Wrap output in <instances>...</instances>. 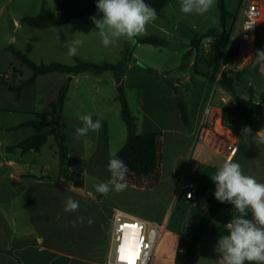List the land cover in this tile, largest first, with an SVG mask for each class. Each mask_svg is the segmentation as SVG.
<instances>
[{"label": "rangeland", "instance_id": "obj_1", "mask_svg": "<svg viewBox=\"0 0 264 264\" xmlns=\"http://www.w3.org/2000/svg\"><path fill=\"white\" fill-rule=\"evenodd\" d=\"M145 1L156 3L159 10L157 18L146 26V33L135 37V42L121 37L115 44L105 47L101 43L98 30L90 20L93 15L75 19L62 27L40 31L21 24V20L25 17H36L41 6L56 12L58 0H0V6H5L0 22V26L4 25L3 41L7 43L10 40V46L24 52L23 54L35 64L60 63L74 66L75 59L79 58L99 65L104 63L115 65L122 59L127 49H132L134 54L132 60L139 61L145 67L135 66L134 70L126 68L120 73L119 85L116 84L115 75L111 71H106L102 75L89 72L81 76L80 84L73 89V92L80 95L79 99L84 103L83 108L73 104L67 106L62 112L64 125L60 131L66 140L67 153L70 155L67 159L69 170L65 171L66 175L71 176L72 184L85 185L87 193L84 197L72 195V198L79 202V209L76 212H65L67 198L57 193L49 201L41 200L39 204L34 203L33 215H28L23 221L14 217L12 220L15 221L14 225L7 228L8 237L24 236L34 229V234H39L47 241H64L71 249L82 247L86 245L91 234H94L95 219L103 216L106 207H109L112 216L116 211H121L135 217L143 216L165 228L160 251L151 259L150 264H176L172 255L165 251V242L170 237L167 232L193 237L209 208L208 191L215 192L216 185L210 177H199L192 201L186 199L185 193L176 192L181 158L190 150H194L196 140L194 137L192 139L181 137L179 140L177 132L182 128L181 113L176 109L171 98L165 99L166 91L160 86L156 74L147 71L151 68H159L162 75L167 74L171 79L184 74L179 70V66L188 50L190 32L202 33L216 27L220 13L217 0L215 7L203 16L183 14L180 11V0ZM227 1L236 5L239 2V0ZM94 15L97 18L102 17V13ZM15 20H18L20 27H16ZM215 34L218 33L209 36L214 41ZM148 36L165 39L169 45L165 47L137 45V39ZM74 39L81 40L82 44L77 55L69 57V43ZM213 53L216 54L214 63L218 77L221 66L226 61L222 51ZM200 54L202 57L210 56V53L204 51ZM10 57L11 60L7 59V62L20 70L24 79L32 76V72L17 58ZM9 64L8 72L11 70ZM12 73L14 74V71ZM189 73L194 75L192 68ZM55 84V81L44 82L41 86L42 92L54 88ZM119 87L122 88L130 110L136 118V134L158 133L160 169L147 178H137L128 171L126 177L128 187L125 191L120 193L112 191L102 195L95 190V185L110 178L109 160L124 146L127 138L126 126L121 118ZM180 93L182 94L183 91L180 90ZM40 95L41 93H38L39 97ZM92 102L95 103L96 108L92 107ZM84 114H91L92 118L97 117L102 123L99 133L91 132L96 138L93 139L89 135V140L93 141V144L95 142V149L87 147L86 150L83 147V137L76 135V128L82 126L79 117ZM18 116L22 121L34 120L45 124L51 122V116L41 105H36L35 114L32 111H24ZM46 128L22 129L18 131L17 138L22 140L29 134H38ZM245 135L249 134L241 136V153H247L246 162H250L247 163L248 169L253 170L254 156L246 150L244 141L249 136ZM58 152L57 142L54 137H49V142L42 147L40 154L49 161L50 166L55 167L59 163ZM215 164L218 169L219 165ZM89 220L92 221L91 224ZM73 221L76 222L75 226ZM208 237L210 240L213 239V232Z\"/></svg>", "mask_w": 264, "mask_h": 264}, {"label": "crops", "instance_id": "obj_2", "mask_svg": "<svg viewBox=\"0 0 264 264\" xmlns=\"http://www.w3.org/2000/svg\"><path fill=\"white\" fill-rule=\"evenodd\" d=\"M244 2L245 0H239L236 5L224 0L226 10L230 14L227 26L230 40L239 44L243 52H245V54L242 53L241 56L229 64L226 69L227 75H225L233 79L236 94L240 98L260 103L264 108V63H255L256 51L264 49V0H258L262 8V20L258 26L255 45L245 44L241 41L239 18ZM32 7L34 9V3ZM43 7L41 6L40 11ZM4 9L5 6H0V22ZM15 25L16 27L21 26L18 20H15ZM49 29L40 31H48ZM218 29L219 23L216 27L209 28L202 33L191 31L190 41L193 34L201 36L211 30ZM3 33L4 25L0 26V264H107V252L112 233V214L109 211V207H106L101 218L95 219L94 234H91L86 245H82V247L71 249L69 244H65L64 241H47L46 238L41 237L39 234H34V229L30 234L24 236H7V228L10 225H14L15 221L12 222L14 217L23 221L28 215L34 214V203L39 204L41 200L49 201L54 198L55 193L61 195V197L68 198L72 197V195L84 197L87 192L85 185L72 184L71 176H62L60 163L55 167L50 166L49 161L40 154L42 148L39 153L34 151L24 153L18 148L8 150V147L14 146L34 135L29 134L22 140L17 138L18 131L25 129H18V126L29 122L22 121L18 116L20 113L32 111L35 114L36 105H41L46 113L51 116V122L47 123V128L54 126V118L50 114V104L57 100L63 86L68 85L69 90L62 112L67 106L72 104L78 108H83L84 103L79 99L80 95H76L73 92V89L80 84L83 74L72 77L57 73L39 76L33 87L23 88L20 96L16 98L15 93L11 89L16 88L21 81H25L30 77L24 79L20 70H17L12 63L9 64L7 62V59L11 58L10 56L16 57L8 50L10 40L7 43L3 41ZM165 41L169 45V42ZM137 45L139 44L137 43ZM189 48L190 42L188 50ZM196 55L195 52L192 54L184 69L181 70L179 68L184 74L176 76L174 79H171L167 74L162 75L159 68H151L148 69L150 71H147L156 74L155 76L159 80L160 86L166 91L165 99L171 98L177 110H179V101L184 104L185 120L181 116L182 128L177 132V135L180 138L179 140H181V137L185 139L194 137L196 144L194 150H190L185 156H182L181 162L188 156L192 157L197 168L194 177L197 182L199 177L207 178L215 174L217 170L215 163L220 166L231 157L233 162L238 160L237 163L240 164L244 175L255 178L259 183H264V129L258 133H233L230 129L222 126L221 116L223 108L226 106H237L234 95L217 82L215 56L207 59L199 56L197 59ZM133 58L134 54L128 61L124 62L122 71L126 70V68L134 70L135 66L141 68L140 65L132 60ZM8 64L11 65L9 72L7 71ZM191 68L194 75L189 73ZM234 70L237 71L235 72ZM13 71H15V74L12 73ZM49 81L56 82L54 88L45 89L42 92V84ZM180 90L183 91L182 94ZM38 93H41L40 97ZM208 106L210 113L205 119L204 126H200ZM92 107L96 108L94 102H92ZM92 119L95 121L98 118L93 117ZM73 120L76 119L73 118ZM77 120L79 119L77 118ZM91 132L89 131L86 136H83V147L86 150L87 147H94L95 149V142L93 144V141L89 140V135L93 139L96 138ZM243 134H249L245 135L249 136V138L244 141V145L247 146L246 150L254 156L255 164L253 170L251 168L248 169L247 163L250 162H246L248 159L247 153H241L240 140ZM229 147H236L233 154H231L232 150ZM68 157L70 158V155ZM85 158L87 159L88 157L86 156ZM68 162L69 160L64 164L65 171L69 170ZM11 175H14L17 180H12L10 178ZM224 204L227 207L217 214L198 244L194 264H216L219 259V254L214 252V248L217 246L220 237L228 234L226 228L223 230V227L225 223L227 224L232 219L234 212L231 204ZM123 213L129 215L125 212ZM136 217L150 222L143 216ZM211 232H213L214 238L210 240L208 236H210ZM167 233L170 237L165 242V251L172 255L175 261L179 251L180 239L190 237L177 232L169 231ZM161 244L160 241L155 256L159 253ZM245 264H248V262H245Z\"/></svg>", "mask_w": 264, "mask_h": 264}, {"label": "trees", "instance_id": "obj_3", "mask_svg": "<svg viewBox=\"0 0 264 264\" xmlns=\"http://www.w3.org/2000/svg\"><path fill=\"white\" fill-rule=\"evenodd\" d=\"M159 12L158 7L153 2L145 1ZM219 29L211 30L204 35L195 36L190 41V48L183 57V62L180 69H184L186 62L195 52L196 58L203 54V41L215 34V41L212 46L209 57L216 56L213 52L222 51L226 63H231L236 60L240 54V46L237 43L231 42L230 34L228 33V18L229 12L226 10L224 0H218ZM96 0H58L56 5V12H52L43 7L36 17H25L21 24L38 30H46L52 27H62L71 23L75 19H80L89 15L97 14ZM138 44H147L155 47H164L167 42L164 39L156 36H148L137 39ZM8 50L31 72L32 76L21 81L19 85L11 89L15 93L16 98L21 94V90L25 87H33L36 83L37 77L47 74H65L70 77L77 76L84 73H94L100 75L106 71H111L115 75L117 85L120 84V73L123 69L124 62L128 61L133 54L132 49L125 51L122 59L115 65L113 64H95L92 62L83 61L76 58L74 66H67L60 63L51 64H35L30 61L22 52L10 46ZM213 51V52H212ZM202 57V56H200ZM202 58H208L203 55ZM15 74V71H14ZM219 84L227 91L234 95L236 107L226 106L222 110L221 123L225 128L230 129L233 133L246 132L243 129H250L249 132L258 133L264 129V108L262 104L255 103L252 100L240 98L235 91L233 79L224 75L219 81ZM121 94L119 101L121 104V118L125 123L127 138L124 146L115 154L123 159L128 167V171L137 178H147L156 174L160 168L159 157V141L158 133L136 134V118L132 114L128 101L119 87ZM69 87L65 85L61 88L58 98L55 102L50 104V114L54 118V126L46 128L44 131L34 134L14 146L8 147L11 149H21L22 152L34 151L39 153L41 148L47 144L49 137H54L59 146V163L62 176L68 177L64 169V164L68 159V153L65 145V138L62 136L60 129L63 128L62 110ZM179 110L182 119L185 120V107L179 101ZM47 127V124L37 121H29L18 126L21 128H38ZM227 205L220 203L213 196L209 198V208L202 218L192 238H181L179 241V251L177 252L175 262L176 264H194V258L198 244L201 242L204 234L212 224L217 214ZM247 218H251V214Z\"/></svg>", "mask_w": 264, "mask_h": 264}, {"label": "clouds", "instance_id": "obj_4", "mask_svg": "<svg viewBox=\"0 0 264 264\" xmlns=\"http://www.w3.org/2000/svg\"><path fill=\"white\" fill-rule=\"evenodd\" d=\"M216 5V0H180V11L186 15H205ZM96 9L102 13L90 17L99 32L101 43L108 47L115 44L121 37L135 42L134 38L146 33V26L157 18L155 8L145 3V0H96ZM82 41L74 39L69 43L68 56L77 55ZM255 63H264V49L256 51ZM82 127L76 128L77 137L86 136L89 131L99 133L102 123L93 120L91 114L79 117ZM243 131L249 132L245 128ZM110 178L106 182L95 185V190L107 195L112 191L120 193L126 190L128 167L123 159L113 155L108 163ZM216 185L214 197L220 203L233 206L232 219L225 224L227 235H222L214 252L219 254L216 264H264V183H259L251 176L244 175L239 163L230 157L224 161L215 174L210 175ZM79 202L72 197L65 201V212H76ZM251 214V218H247ZM82 220V218H78ZM75 226V221L72 222ZM91 224L92 221L89 220ZM131 231V236H125L119 248L117 260L126 264H136L140 256L142 241L137 240V234L143 225L139 222L122 226ZM156 232L149 236L154 242ZM148 247V245H144Z\"/></svg>", "mask_w": 264, "mask_h": 264}, {"label": "built area", "instance_id": "obj_5", "mask_svg": "<svg viewBox=\"0 0 264 264\" xmlns=\"http://www.w3.org/2000/svg\"><path fill=\"white\" fill-rule=\"evenodd\" d=\"M239 20L241 24V41L245 44L255 45L257 40L258 26L262 20V8L258 0H245ZM195 36L196 35L193 34L192 38H194ZM213 41L214 39L212 37H208L203 41V49L205 53L209 54L211 52ZM242 53L245 54V52H243L240 47L239 56H241ZM229 64L230 63L224 62V64L221 66L220 72L217 77V82H219L226 74L225 71L228 68ZM234 71L236 72L237 70ZM209 113L210 108L208 106L205 110L200 126H204L205 119L209 115ZM229 148L232 150L231 154H233L236 150V147ZM196 172L197 168L191 156H188L181 162V166L179 167L178 171L176 192L185 193V197L189 201H192L194 199L197 184L194 178ZM10 178L12 180H17L14 175H11ZM137 222L142 224L144 227L142 231H140L136 236L137 240L142 241L140 256L137 259L136 264H150L151 259L157 252L161 238L166 231L165 228L162 225L154 224L137 217L126 215L121 211H116L112 216V233L110 245L107 252V264H126V262H119L117 260V257L119 255V248L123 242L124 237L126 235L131 236L132 233L129 229L123 228L122 226L125 224H134ZM152 231L156 232V238L154 242H150L149 240V236ZM144 245H148V247H144Z\"/></svg>", "mask_w": 264, "mask_h": 264}, {"label": "water", "instance_id": "obj_6", "mask_svg": "<svg viewBox=\"0 0 264 264\" xmlns=\"http://www.w3.org/2000/svg\"><path fill=\"white\" fill-rule=\"evenodd\" d=\"M134 62L136 63V64H138V65H140V66H142V67H144V65H142L139 61H135L134 60ZM214 195V191H208V197L210 198L211 196H213Z\"/></svg>", "mask_w": 264, "mask_h": 264}]
</instances>
